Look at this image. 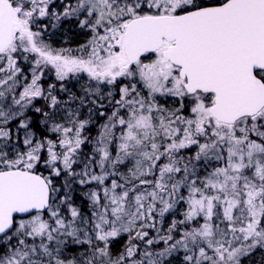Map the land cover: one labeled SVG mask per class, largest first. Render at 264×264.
<instances>
[{"label":"snow or ice","instance_id":"1","mask_svg":"<svg viewBox=\"0 0 264 264\" xmlns=\"http://www.w3.org/2000/svg\"><path fill=\"white\" fill-rule=\"evenodd\" d=\"M56 2L0 0V264L264 252V0Z\"/></svg>","mask_w":264,"mask_h":264},{"label":"trees","instance_id":"2","mask_svg":"<svg viewBox=\"0 0 264 264\" xmlns=\"http://www.w3.org/2000/svg\"><path fill=\"white\" fill-rule=\"evenodd\" d=\"M57 6V4H55V7ZM58 8V7H56ZM74 25H75V21H65L59 30L56 31L55 35L52 36V43L55 44L56 46H61L63 44V46H70V47H76L79 43L83 42V36L79 35L75 29H74ZM64 39L67 40V43L64 44ZM47 83V81H46ZM70 87L72 88L73 91H77V89L79 88V85H70ZM79 94V93H78ZM63 95V94H61ZM86 111V109H85ZM100 122H102L100 120ZM96 126V125H94ZM94 126L91 127V134L93 136L96 135L95 130H94ZM90 148L86 147L85 151H88ZM85 189H81L80 192L77 193L78 196H80V198L82 199L81 193L82 191H84ZM79 200V199H78ZM124 239L126 238H122L121 240H119L117 242V244L115 245L114 250H119V248L122 246ZM261 257H264V252H261L260 250H257L250 259H245L244 264H262L261 262Z\"/></svg>","mask_w":264,"mask_h":264},{"label":"rangeland","instance_id":"3","mask_svg":"<svg viewBox=\"0 0 264 264\" xmlns=\"http://www.w3.org/2000/svg\"><path fill=\"white\" fill-rule=\"evenodd\" d=\"M56 4H57V6L56 7H58L57 9H60L61 8V3H60V0H57V2H56ZM51 77L47 80V83L48 82H51ZM102 121V120H101ZM100 121H98V123H99ZM97 126L98 125H96V126H94V130H95V133L97 132ZM78 203L80 202V200H78L77 201Z\"/></svg>","mask_w":264,"mask_h":264}]
</instances>
